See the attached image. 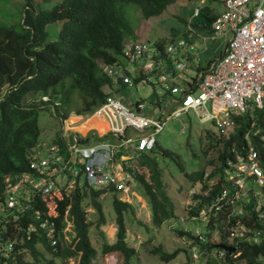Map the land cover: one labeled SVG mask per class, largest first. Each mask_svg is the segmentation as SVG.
<instances>
[{
  "label": "trees",
  "instance_id": "1",
  "mask_svg": "<svg viewBox=\"0 0 264 264\" xmlns=\"http://www.w3.org/2000/svg\"><path fill=\"white\" fill-rule=\"evenodd\" d=\"M131 2L139 5L141 20L160 14L175 0H56L49 8H38L32 0H24L20 21L14 20L11 25L0 22V264H55L58 259L66 261L70 257H79L78 264H91L97 248L102 253L121 252L123 264H131L136 255L134 247L125 239L123 218V211L132 206L119 198V191L114 186L88 187L82 177L85 181L82 186L75 187L72 198L60 190L42 196L34 190L29 193L27 188L29 200L25 199V192L14 191L17 202L13 207L6 205L8 183H15L23 173L30 172L32 153L43 148L39 147L42 146L39 109L53 106L56 115L65 118L72 109V93L78 89L84 98L76 112L90 114L109 94L110 91L103 87H112L113 83L104 71V65L121 59L124 42L135 38L125 17V7ZM215 14L209 5H204L197 14L200 19L194 25L208 28ZM53 21H59L60 26L57 34L50 38L46 26ZM170 30L173 36L179 31L174 27ZM153 42L165 43L164 38ZM29 94H37V101H26ZM43 95L49 97L43 99ZM250 116V112L234 116L237 122L234 135L229 133L224 137L217 132L212 135L208 131L213 130L206 129L203 153L207 156L210 148L217 147V160L207 158L203 163H213L209 171L205 167L185 171L188 180L202 183L201 191L192 193L193 202L188 205L187 218H200L204 223L200 236L190 229L180 227L178 231L191 238L192 251H196L198 259L203 257L206 264H264V183L256 194V189L250 187L247 195L242 197V189L229 179L226 171L229 167L226 158L234 159L235 156L231 147L238 146L245 152L248 142L245 131L249 132L255 148L262 146L250 130ZM254 116L257 125L262 126L264 111L257 109ZM110 134L95 135L94 140H110ZM92 136L87 134L81 140L86 142ZM51 141L65 145L60 134ZM122 149L118 150L117 157ZM154 151L176 158L170 149L159 147L157 140L149 150L136 152L130 149L126 153L132 156L133 181L150 200L152 222L160 225L173 216V204L163 187L160 170L151 158ZM131 152L136 154L133 156ZM139 166L148 167L152 181L145 178ZM235 188L239 191L237 196ZM224 190L228 198L235 196L234 200H220L216 207L218 195ZM105 191L113 197L116 224L113 241L107 240L101 228L107 221L101 202V194ZM258 198L262 201L259 209ZM69 203L66 217L73 228L66 238L63 228L65 208ZM88 205L96 211L95 217L89 219L86 218ZM36 210L44 212L43 217L48 216V225L53 221V236L47 234L49 226H42V219L34 217ZM200 210L205 211V216ZM91 225L100 233L94 240L90 235ZM215 230L220 235L218 241L212 238ZM237 231L242 233L235 234ZM52 238L54 243H51ZM217 242L235 249L217 247L214 245ZM156 251L163 260L177 252L160 248Z\"/></svg>",
  "mask_w": 264,
  "mask_h": 264
},
{
  "label": "built area",
  "instance_id": "2",
  "mask_svg": "<svg viewBox=\"0 0 264 264\" xmlns=\"http://www.w3.org/2000/svg\"><path fill=\"white\" fill-rule=\"evenodd\" d=\"M204 2L197 0L193 8L194 16ZM222 3L223 10L216 13L210 23L212 37L230 32L231 38L221 54L192 72L188 59L196 43L191 36L175 37L162 45L136 38L126 40L122 48V58L126 61L115 59L104 65V71L113 84L157 80L160 87H155L152 97L155 103L152 106L153 115L145 113L143 100H135V108L144 111L142 114L128 108L124 103L125 97L110 91L93 111L104 114L109 125L106 131L100 133L92 127L86 133L73 131L67 137L62 134L64 146L53 142L33 152L29 163L31 171L23 173L19 181L8 183V205H15L18 200L14 191L25 192L26 200H29L31 190L42 196L60 190L72 198L75 187L82 186L84 179L88 187L114 186L119 192L126 191L134 166L131 164L132 156L122 152L117 157L118 150L121 147L125 151L132 149L136 152L151 149L156 143L155 132L162 130L170 117L180 119L189 110H193L201 121H212L220 133L224 131V124L230 122L236 129V115L250 112L256 119L254 111H264V0H222ZM155 98L160 99V103L155 102ZM184 127L183 124L181 130ZM250 130L262 146L255 148L250 138L245 152L238 146H232L234 159L226 158L229 179L238 187L241 185L238 178L245 179L246 175H251L261 185L264 183V124L259 126L257 121L252 120ZM108 132L117 140L112 141V137L110 140H94L95 135ZM87 134L93 135L92 138L82 142L81 138ZM249 136L246 133V137ZM232 172L236 174L234 177ZM27 188L29 193H26ZM238 193L235 188V195ZM234 197L228 198L227 191H222L216 207H219L220 200L233 202ZM69 206L70 203L65 208L66 223H70L66 217ZM42 213L45 215L36 210L34 217L41 218L40 224L49 226L47 234L53 236L54 223L50 221L48 225V216L43 217ZM70 227L72 224L69 229L63 228L66 238ZM240 228L244 229V226ZM54 242L52 238L51 243Z\"/></svg>",
  "mask_w": 264,
  "mask_h": 264
},
{
  "label": "rangeland",
  "instance_id": "3",
  "mask_svg": "<svg viewBox=\"0 0 264 264\" xmlns=\"http://www.w3.org/2000/svg\"><path fill=\"white\" fill-rule=\"evenodd\" d=\"M56 0H32L33 4H36L38 8H49ZM197 0H175V2L169 4L163 12L158 15L151 16L147 19L140 17V8L136 3H127L125 9V17L133 30L134 37L141 41L153 42L158 38H164L165 43L175 37L187 35L190 37V33L193 32L196 26L194 22L200 19V16L193 15L194 5ZM204 5H209L215 13L223 10L224 5L222 0H205ZM203 5V6H204ZM24 0H0V22L4 25H11L16 21H20V12L23 9ZM202 6V7H203ZM131 8V10H130ZM60 26L59 21H53L47 24L48 35L50 38L54 37ZM171 27L178 29V33L172 35ZM191 27V28H190ZM200 30V29H199ZM204 30V29H203ZM209 30V29H205ZM205 32L197 34L196 46L189 55L188 62H192L195 65L201 67L206 66L210 60L217 57L221 52L225 43L231 38V33H222L215 37H212L213 32L211 30L206 32V37L203 39ZM183 59V58H181ZM122 61H126L123 57ZM193 70H191L192 72ZM159 88L160 85L157 80L152 82L132 84H113L112 87L104 86L105 91H111V93L117 94V96L125 97L124 103L128 108L135 112L138 111L135 108V100L141 99L145 102V113L147 115H153L152 106L155 103L152 101L154 90ZM48 98V95H44L43 99ZM37 94H29L26 101H37ZM71 107L68 115L61 119L53 111V106H49L48 109L41 108L38 111L39 125L41 127V147H45L52 143V138L56 134L64 135L67 137L69 132L81 131L86 133L89 128L99 127L98 131H106L108 128V122L103 116L102 112L96 113H82L76 112V107L79 106L83 94L75 89L71 96ZM160 99L155 98V102ZM164 101L162 100L161 103ZM160 103V102H158ZM39 105V103H37ZM251 115V114H250ZM231 120V117L229 118ZM235 120V119H234ZM257 121L250 116L249 121ZM99 121V122H98ZM236 122V120H235ZM185 125L184 129L181 130ZM104 129V130H103ZM209 130L210 134L220 133L217 127L212 121H201L196 116L193 110H189L182 114L180 119L170 117L160 131L155 132L158 146L161 148H167L173 151L176 158H170L162 154L160 151H154L151 158L158 166L162 180L164 182V189L166 190L170 201L173 204V216L166 218L160 225H155L152 222V210L150 207L149 198L139 190L138 184L130 178L128 189L126 191H120V199L128 201L132 208L123 211V218L126 227V237L128 244L134 247L136 255L133 256L131 264H206L205 259L202 257L198 259L196 251H192L193 246H190L191 238L179 232L178 230H192L194 234L199 235L200 228L203 227L200 218H187L189 215V203H192V193L201 191L202 183L197 181L195 183L187 179L185 171H193L205 167L206 171H209L213 163L203 164L207 158L217 160V147L208 150V155L203 153V144L205 142L204 132ZM231 131V132H230ZM236 133L235 125L233 123L224 124V131L221 135L224 137L229 133L234 135ZM245 131L244 137L250 140V136L246 137ZM254 135V134H253ZM112 137V141H116L115 136ZM124 153L126 151L122 149ZM43 152V151H41ZM44 153V152H43ZM134 156L136 153L131 152ZM136 159V158H135ZM134 159V161H135ZM139 168L145 173V178L149 181L150 170L148 167L139 166ZM234 177L236 174L231 173ZM247 178L240 179L239 188H242V197L247 195L248 189L254 187L255 194L259 191L261 184L257 180L251 178V175H246ZM249 178V179H248ZM251 178V179H250ZM237 181V180H236ZM210 183V182H209ZM238 195V194H237ZM235 195V196H237ZM102 212L106 218V223L101 226L104 230V234L108 241H113L115 238L116 224H115V212L112 206V195L109 193L101 194ZM262 204L260 198H258L257 208ZM89 206V205H88ZM0 206V211H1ZM96 211L93 207H87L86 218L95 217ZM200 214L205 216V211L200 210ZM1 217V216H0ZM70 223L65 222L66 229H69ZM94 225L90 226V235L92 240L96 239L100 235L99 230L93 229ZM72 232V228L70 227ZM203 230V229H202ZM94 231V232H93ZM216 230L213 231L212 238L218 241L220 235ZM95 235V237H94ZM200 236V235H199ZM97 248V246H96ZM162 249L166 252H175L176 254L163 260L156 249ZM94 259L91 264H123L124 257L119 251H111L109 253H102L100 250H96ZM28 257V254H26ZM55 264H78L79 257H70L66 261L56 260Z\"/></svg>",
  "mask_w": 264,
  "mask_h": 264
},
{
  "label": "crops",
  "instance_id": "4",
  "mask_svg": "<svg viewBox=\"0 0 264 264\" xmlns=\"http://www.w3.org/2000/svg\"><path fill=\"white\" fill-rule=\"evenodd\" d=\"M196 26V28L194 29L193 27H192V31L193 32H191V38H192V40L193 41H195L196 40V37H198V35L197 34H200V33H202V31L203 32H205L204 34H203V36H205L206 35V32L207 31H209V30H211V27L209 26L208 28H206V27H204V28H199V26H197V25H195ZM200 29V30H199ZM204 29V30H203ZM205 29H209V30H205ZM212 31V30H211ZM215 36H217V35H215ZM214 36V37H215ZM196 43V42H195ZM225 46V45H224ZM224 46H223V48H222V51H223V49H224ZM222 53V52H221ZM220 53V54H221ZM188 65L191 67V69L192 70H197V68L198 67H200L199 65H195V64H193L192 62H188ZM188 74H192V73H188ZM104 130V129H103ZM61 136H63V135H61ZM118 193H120V192H118Z\"/></svg>",
  "mask_w": 264,
  "mask_h": 264
},
{
  "label": "water",
  "instance_id": "5",
  "mask_svg": "<svg viewBox=\"0 0 264 264\" xmlns=\"http://www.w3.org/2000/svg\"><path fill=\"white\" fill-rule=\"evenodd\" d=\"M214 245L217 247H222V248L227 249V250H234L235 249L234 246L223 243V242H217V243H214Z\"/></svg>",
  "mask_w": 264,
  "mask_h": 264
},
{
  "label": "clouds",
  "instance_id": "6",
  "mask_svg": "<svg viewBox=\"0 0 264 264\" xmlns=\"http://www.w3.org/2000/svg\"><path fill=\"white\" fill-rule=\"evenodd\" d=\"M191 28V27H190ZM191 30H192V28H191ZM182 36H187V35H182ZM181 37V36H180ZM44 96V95H43ZM43 96H42V98H43ZM47 99V98H46ZM94 111V110H93ZM93 113V112H92ZM91 113V114H92ZM63 138V137H62ZM64 139V138H63ZM157 140V139H156ZM119 198H120V196H119ZM122 200V199H121ZM123 201H126V200H123ZM6 205L8 206V207H13L14 205H8V203H7V200H6ZM70 221V220H69ZM71 222V221H70ZM72 223V222H71ZM71 228H73V224H72V227ZM11 247V246H10Z\"/></svg>",
  "mask_w": 264,
  "mask_h": 264
},
{
  "label": "bare ground",
  "instance_id": "7",
  "mask_svg": "<svg viewBox=\"0 0 264 264\" xmlns=\"http://www.w3.org/2000/svg\"><path fill=\"white\" fill-rule=\"evenodd\" d=\"M103 116H104V114H103ZM105 117V116H104ZM99 122V121H98ZM97 129H99V127H97ZM105 129H107V128H105ZM100 133H102L103 131L101 130V128H100V131H99Z\"/></svg>",
  "mask_w": 264,
  "mask_h": 264
}]
</instances>
